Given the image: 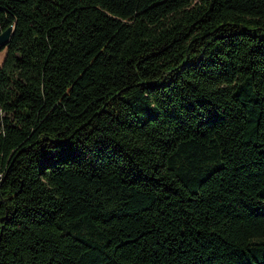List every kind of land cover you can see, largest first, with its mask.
I'll return each mask as SVG.
<instances>
[{"label":"trees","instance_id":"16d2710c","mask_svg":"<svg viewBox=\"0 0 264 264\" xmlns=\"http://www.w3.org/2000/svg\"><path fill=\"white\" fill-rule=\"evenodd\" d=\"M0 264H264V0H0Z\"/></svg>","mask_w":264,"mask_h":264},{"label":"water","instance_id":"95a60500","mask_svg":"<svg viewBox=\"0 0 264 264\" xmlns=\"http://www.w3.org/2000/svg\"><path fill=\"white\" fill-rule=\"evenodd\" d=\"M12 32L13 27L11 26L0 34V48L4 47L8 43L11 38Z\"/></svg>","mask_w":264,"mask_h":264},{"label":"rangeland","instance_id":"374dc122","mask_svg":"<svg viewBox=\"0 0 264 264\" xmlns=\"http://www.w3.org/2000/svg\"><path fill=\"white\" fill-rule=\"evenodd\" d=\"M6 54V49H3L2 51H0V65L5 57Z\"/></svg>","mask_w":264,"mask_h":264}]
</instances>
